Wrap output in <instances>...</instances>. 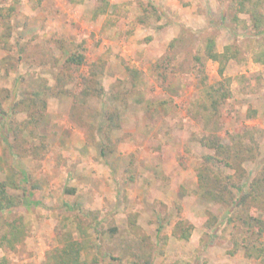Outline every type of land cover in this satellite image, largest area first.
I'll return each mask as SVG.
<instances>
[{"label": "rangeland", "instance_id": "rangeland-1", "mask_svg": "<svg viewBox=\"0 0 264 264\" xmlns=\"http://www.w3.org/2000/svg\"><path fill=\"white\" fill-rule=\"evenodd\" d=\"M259 12L257 27L238 0H0V178L23 199L0 215V264H53L70 237L85 264H264L252 247L264 234L260 245L244 221L261 210L225 218L239 195L228 181L247 191L264 164ZM210 38L237 56L223 75L232 95L209 123L203 79L224 78ZM72 53L84 63L67 64ZM248 127L262 131L243 178L207 163L204 136L229 143ZM205 164L229 184L226 201L199 194ZM180 220L189 239L174 234Z\"/></svg>", "mask_w": 264, "mask_h": 264}, {"label": "trees", "instance_id": "trees-1", "mask_svg": "<svg viewBox=\"0 0 264 264\" xmlns=\"http://www.w3.org/2000/svg\"><path fill=\"white\" fill-rule=\"evenodd\" d=\"M264 4V0H238L239 8L246 13L252 14L255 24L257 27L261 25V13L259 7ZM206 56L219 63V72L221 76L224 75V70L228 62L237 56V50H232L230 46L225 48V51L218 52L215 49V42L213 38H210L206 44ZM264 51L257 58V61H264ZM199 59V58H197ZM85 61L83 54L72 53L70 54L65 62L67 64L81 65ZM224 77V76H223ZM204 90L201 96L197 99L201 106L200 114L207 121L211 122L217 117L221 106L224 102L232 95V79L230 77H224L219 80L216 84H208L203 79ZM11 108V106H10ZM9 108V109H10ZM2 119V118H1ZM3 136L8 139V130L4 126L1 127ZM259 128L248 127L241 129L236 134L230 135L231 139L229 143L223 141L222 137L216 133H210L208 136L202 138V144L213 150V154H207L205 159L207 163H222L225 167H230L238 172L240 178H243L245 174L244 163L248 160L254 159L259 151L260 143L258 140V134L261 132ZM201 168L198 172L199 181V194L202 197L212 199L216 202L226 201L227 190L231 192L229 184L223 180L222 176L209 166ZM234 178L228 176V180ZM235 188L237 187L238 196L230 198L231 206L228 214L225 218L231 221L232 218L229 214L234 212L237 208H249L250 210L256 208L254 213L261 210V214H250L248 218H245V223L248 226V231L256 236V242L262 245L261 237L264 234V164L261 171L250 183L249 189L244 191V184H236L233 180L228 181ZM23 204L22 197L12 194L9 191V184L0 178V215L16 209ZM258 209V210H257ZM256 228V230H253ZM19 229L13 224L10 230H7L4 235V239H13L16 236ZM192 233V227L187 224L184 220H180L175 229L174 234L182 239H189ZM9 240V241H10ZM86 248L82 241L73 239L72 237L67 238V241L61 248H55L51 254L53 264H85V260L81 259V252ZM255 249L256 255L261 256L264 253V248L252 244ZM149 263V261H147Z\"/></svg>", "mask_w": 264, "mask_h": 264}]
</instances>
